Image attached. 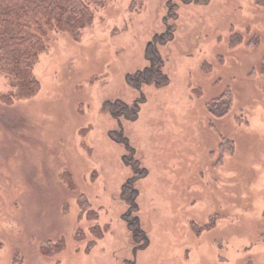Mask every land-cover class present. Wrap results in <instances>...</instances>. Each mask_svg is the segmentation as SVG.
I'll return each instance as SVG.
<instances>
[{"label":"rangeland","instance_id":"1","mask_svg":"<svg viewBox=\"0 0 264 264\" xmlns=\"http://www.w3.org/2000/svg\"><path fill=\"white\" fill-rule=\"evenodd\" d=\"M92 9L48 35L33 96L0 74V264H264V0ZM149 43L169 80L131 84Z\"/></svg>","mask_w":264,"mask_h":264},{"label":"trees","instance_id":"2","mask_svg":"<svg viewBox=\"0 0 264 264\" xmlns=\"http://www.w3.org/2000/svg\"><path fill=\"white\" fill-rule=\"evenodd\" d=\"M98 2L100 0H0V74L9 78L12 87L16 89L15 97H31L39 90L40 82L33 75V70L40 54L48 49V35L53 31H70L79 39L82 31L93 21L92 4ZM257 43L258 40L255 44ZM147 58L150 66L144 71L129 75L128 82L160 85L167 83L169 77L162 70L161 54L151 43L148 45ZM210 104L209 112L215 119L226 117L233 108L231 90L227 89L211 100ZM124 108L126 116L137 118L139 105L128 107L122 103L111 104L112 111ZM225 148L233 153V140L226 141ZM132 190L130 188L128 199L134 205L137 193H132ZM135 217L130 227L139 230V220ZM44 243L53 247L51 240ZM47 245L44 246L48 248ZM60 247L56 245L54 250L58 252Z\"/></svg>","mask_w":264,"mask_h":264}]
</instances>
